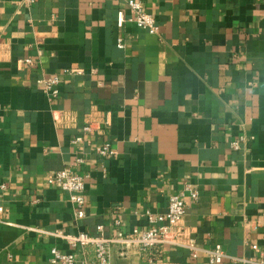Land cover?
<instances>
[{"label":"crops","instance_id":"1","mask_svg":"<svg viewBox=\"0 0 264 264\" xmlns=\"http://www.w3.org/2000/svg\"><path fill=\"white\" fill-rule=\"evenodd\" d=\"M128 1L0 0V264H51L52 249L99 264L66 237L144 231L178 195L190 238L220 245V264L259 261L253 245L264 260V0H134L156 34ZM65 168L85 179L83 219L48 181ZM108 254L208 264L168 246Z\"/></svg>","mask_w":264,"mask_h":264},{"label":"built area","instance_id":"2","mask_svg":"<svg viewBox=\"0 0 264 264\" xmlns=\"http://www.w3.org/2000/svg\"><path fill=\"white\" fill-rule=\"evenodd\" d=\"M30 1V0H29ZM128 9L131 13L130 21H132L139 29L149 33H157V25L153 17L144 12L141 2L129 0L127 2ZM124 16L122 12L117 14V27L121 28L124 23ZM117 46L122 48L123 45L120 40ZM58 79L56 77L49 78L44 81V90L51 95L57 94L56 86ZM88 130V129H85ZM231 147L236 149L237 142L231 143ZM101 156H110L113 154L107 147L99 150ZM48 181L55 185L59 190L65 192L69 196V200L75 209L76 219H83L85 216V179L65 168L61 171L52 173L48 177ZM190 198L196 200V191H190ZM186 204L181 196H172L169 198L166 211L162 214L152 215L146 213L148 228L144 231L134 229L128 234H118L116 240H106L101 237H92L86 234H78L74 237H66V239L73 246L94 245L95 256L99 264L108 263V244L111 242H118L125 248L135 246L140 250H152L154 248L168 246L172 248L184 249L189 252L191 258H196L203 254L207 259L208 264H220L226 255L220 245H215L210 249H201L190 238L189 233L184 228L182 222L185 215ZM1 212V209H0ZM118 225V223L116 222ZM101 231L102 227H97ZM251 249L259 254V261H244L248 264H264L263 255L259 249L253 245ZM51 264H75V257L70 254H62L55 249L51 250L50 257ZM148 264H158L156 261H150Z\"/></svg>","mask_w":264,"mask_h":264}]
</instances>
